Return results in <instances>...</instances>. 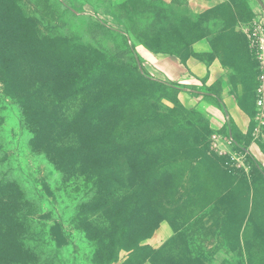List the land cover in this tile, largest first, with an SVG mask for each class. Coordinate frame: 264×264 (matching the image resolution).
<instances>
[{
    "label": "rangeland",
    "instance_id": "374dc122",
    "mask_svg": "<svg viewBox=\"0 0 264 264\" xmlns=\"http://www.w3.org/2000/svg\"><path fill=\"white\" fill-rule=\"evenodd\" d=\"M203 1L0 0V264H264L249 147L137 52L212 35L264 154L242 32L264 0Z\"/></svg>",
    "mask_w": 264,
    "mask_h": 264
},
{
    "label": "crops",
    "instance_id": "0c3cea01",
    "mask_svg": "<svg viewBox=\"0 0 264 264\" xmlns=\"http://www.w3.org/2000/svg\"><path fill=\"white\" fill-rule=\"evenodd\" d=\"M220 2L221 0H204L202 5L205 8H212ZM212 42V35H209L191 44L190 50L194 55L187 57L185 64H182L175 55L156 54L140 47L137 52L149 75L159 82L180 87L178 98L181 104L186 108H195L202 112L212 128L217 131L228 123L241 134H246L251 121L237 104L236 98L240 96L241 88L239 85L233 87L228 77L229 67L222 65L218 58L214 56L212 58L214 53ZM206 55H211V58ZM205 56L206 61L203 58ZM202 88L207 89V96L202 92ZM254 120L259 129L264 125L263 118L257 119L256 116ZM249 151L264 165V154L258 146L251 144ZM157 233L161 236L165 233V229L159 228Z\"/></svg>",
    "mask_w": 264,
    "mask_h": 264
},
{
    "label": "trees",
    "instance_id": "16d2710c",
    "mask_svg": "<svg viewBox=\"0 0 264 264\" xmlns=\"http://www.w3.org/2000/svg\"><path fill=\"white\" fill-rule=\"evenodd\" d=\"M251 20V19H250ZM201 38H204V37H200L196 40H189L187 41L186 43H182L181 45H179L181 48H180V51H177V52H161V51H156V50H152L150 48L149 51L152 52V53H160V54H169V55H175L177 56L181 63L182 64H185V59L189 56H192L194 55L191 50H190V46L191 44H193L194 42L200 40ZM244 44H245V47H246V52L249 56V58L254 62L255 64V70H256V80H255V85H254V102H255V88L257 86V75H258V64L256 63L255 61V58L253 56V54L249 51L248 49V45H247V41L244 37ZM171 86L173 88H175L176 90L180 91V87L176 86V85H172ZM244 94V93H243ZM243 98V95L240 97L241 100H238L237 101V104L239 105V107L249 116L250 118V128H249V131L246 133V134H241L233 125L231 124H224L219 130L216 131V133L221 136V137H224V138H228L229 140H231L237 147H239L240 149H242V151H246V148L248 149L249 147V144H250V135H251V125H252V114L251 112L244 107V105L242 104V99ZM244 141V143L242 142ZM260 149L263 151V148L260 146ZM247 155V162L250 166V168H256L258 171H261L264 173V168H261V166L259 165L258 161H256L251 154H246Z\"/></svg>",
    "mask_w": 264,
    "mask_h": 264
},
{
    "label": "built area",
    "instance_id": "2783aa9c",
    "mask_svg": "<svg viewBox=\"0 0 264 264\" xmlns=\"http://www.w3.org/2000/svg\"><path fill=\"white\" fill-rule=\"evenodd\" d=\"M242 32L248 49L258 64L255 107L258 112L257 119H261L264 118V9L254 12V17L243 27ZM218 137L221 138L219 135Z\"/></svg>",
    "mask_w": 264,
    "mask_h": 264
}]
</instances>
